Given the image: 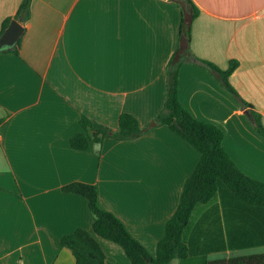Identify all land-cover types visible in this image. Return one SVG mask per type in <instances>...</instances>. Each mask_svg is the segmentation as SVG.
Segmentation results:
<instances>
[{"label": "crops", "instance_id": "obj_1", "mask_svg": "<svg viewBox=\"0 0 264 264\" xmlns=\"http://www.w3.org/2000/svg\"><path fill=\"white\" fill-rule=\"evenodd\" d=\"M198 16L179 73L181 104L225 134L224 148L264 182V0H190ZM187 0H32L24 33L0 53V264H76L61 239L93 232L88 200L64 188L96 186L99 205L152 255L178 209L201 155L156 123L169 66L183 45ZM23 0H0V34ZM18 21V20H17ZM197 59L226 71L228 90ZM139 122L134 140L72 148L86 117L116 130L122 114ZM107 264H130L117 244L97 237ZM191 256L209 260L264 252V209L221 185L196 208L186 230ZM172 264H179L174 260Z\"/></svg>", "mask_w": 264, "mask_h": 264}, {"label": "trees", "instance_id": "obj_2", "mask_svg": "<svg viewBox=\"0 0 264 264\" xmlns=\"http://www.w3.org/2000/svg\"><path fill=\"white\" fill-rule=\"evenodd\" d=\"M31 2L32 0H23L15 17L4 22L0 37L13 20L23 23L29 20ZM191 5V13L183 9L180 28L183 45L169 66L166 101L155 121L159 125L167 126L173 133L190 143L200 153V162L183 187L178 209L166 223L156 255L150 254L130 234L121 220L100 207L96 186L74 183L65 187V192L81 195L88 200L89 210L94 218L93 232L77 229L60 241L62 247L72 251L76 264H107V256L97 237L120 246L130 264H172L176 259L179 264H264V252L215 260H209L205 255L191 256L189 253L186 230L193 214L196 208L210 205L217 198L221 184L228 187L240 202L264 209V182L246 175L238 167L224 148L225 134L220 128L197 119L180 102V68L184 62L183 56L191 52L190 26L198 16L196 7L193 3ZM18 47L19 43L16 48ZM197 62L204 65L228 90L237 95L229 84V78L238 66L236 62H232L226 71L200 59H197ZM242 106L251 108L255 128L264 138L261 116L248 103L242 101ZM80 124L82 132L71 138L72 148L78 151H88L92 144H103L107 140L122 142L137 139L144 134L138 120L129 113L120 116L116 130L86 117L81 119Z\"/></svg>", "mask_w": 264, "mask_h": 264}, {"label": "water", "instance_id": "obj_3", "mask_svg": "<svg viewBox=\"0 0 264 264\" xmlns=\"http://www.w3.org/2000/svg\"><path fill=\"white\" fill-rule=\"evenodd\" d=\"M24 33L22 24L13 20L5 33L0 37V53L12 50Z\"/></svg>", "mask_w": 264, "mask_h": 264}, {"label": "rangeland", "instance_id": "obj_4", "mask_svg": "<svg viewBox=\"0 0 264 264\" xmlns=\"http://www.w3.org/2000/svg\"><path fill=\"white\" fill-rule=\"evenodd\" d=\"M221 185H224V184H221ZM221 187V186H220ZM228 188V187H227ZM229 189V188H228Z\"/></svg>", "mask_w": 264, "mask_h": 264}]
</instances>
